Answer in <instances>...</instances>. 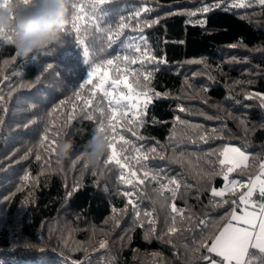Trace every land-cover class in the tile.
Returning <instances> with one entry per match:
<instances>
[{
  "label": "trees",
  "instance_id": "16d2710c",
  "mask_svg": "<svg viewBox=\"0 0 264 264\" xmlns=\"http://www.w3.org/2000/svg\"><path fill=\"white\" fill-rule=\"evenodd\" d=\"M93 2L72 0V5H85L79 26L87 55L76 44L71 26L56 45L27 60L15 57L13 45L0 42V119L4 121L0 125V264H186L191 256L187 250L195 246L193 238H199L200 231L193 227L166 235L173 217L178 228L187 229L200 219L218 223L233 199L238 207L239 192L235 197L231 193L224 198L211 195L213 187L218 190L225 183L216 156L230 145L245 150L251 167L230 175L242 181L256 174L264 160V109L258 95L264 94V8L252 3L224 10L236 0H223L219 8H215L218 0H106L97 5L98 13L103 10L104 29L97 34L94 21L88 19ZM205 4L214 10L188 15ZM142 8L151 11L142 12L139 19L160 18L158 25L144 30L148 50L166 59V63L146 64L149 70L159 69L153 71L150 87L169 93V98L150 104L140 129L143 140H136L130 132L125 136L145 149L157 141L164 145V159L156 155L141 163L160 172L163 183L176 177L181 185L175 199L167 190L161 194L155 181L138 186L143 191L132 198L139 205L143 228L136 226L131 206L127 214L113 219L112 208L120 210L126 204L121 192L133 190L118 183L119 169L102 163L96 170L102 168L103 175L97 177L92 175L93 168L84 167L82 153L96 123L83 118V100L91 98L92 105L99 103L106 111L108 105L100 92L92 96L91 83L79 87L104 59L136 54L134 45L140 33L132 27H125L114 41L108 36L115 37L122 17L134 27V14ZM70 14L72 21L73 7ZM205 18L206 25L200 26ZM103 71L113 74L107 65L97 68L96 74ZM120 90L127 91L123 86ZM246 94L257 95L245 99ZM179 106L187 111L179 112ZM53 109L57 111L49 117ZM88 110L95 111L93 107ZM95 115L98 119L99 113ZM177 116L185 123H174ZM45 127L56 142L62 138L74 141L67 158L57 156L56 144L45 142L48 151L39 146ZM205 134L207 143L200 139ZM210 151L216 154L208 158L212 164L206 162ZM37 153L41 161L36 160ZM127 155L135 157L136 153L129 149ZM129 163L141 176L135 159ZM222 199L229 205L216 207ZM173 203L183 210V218L171 211ZM145 211L156 221V233L147 241L144 237L151 226L143 216ZM189 215L192 220L187 219ZM161 234H165L163 240L157 238ZM101 241H107L106 248H99Z\"/></svg>",
  "mask_w": 264,
  "mask_h": 264
},
{
  "label": "snow or ice",
  "instance_id": "6c2138e0",
  "mask_svg": "<svg viewBox=\"0 0 264 264\" xmlns=\"http://www.w3.org/2000/svg\"><path fill=\"white\" fill-rule=\"evenodd\" d=\"M32 0H0V8H12L13 6L23 5L25 7L31 5ZM106 3V0H94L92 3V13L88 19L93 22L96 33L100 34L104 32L102 27L101 19L103 10L97 12V5ZM223 3V0H218L215 3V8H219ZM252 3L258 4L261 8H264V0H236L231 3L225 11L230 10L231 7H247ZM73 15L71 21L72 31L76 34L75 42L77 45L83 48L85 55H87V47H84L85 41L81 38V28L79 21L83 19L82 13H84L85 5L73 3ZM214 8L211 5L205 4L200 9L188 13L189 16H195L198 13H208L213 11ZM150 8H142L135 12L134 16L136 19L135 26L128 24L121 18V22L118 25V31L115 32V37L109 35L108 39L114 41V38H118L125 27H132L133 31L140 33L139 41L135 42L134 51L135 55L128 54H116L112 58H107L102 61L97 68H103L105 65L109 67L112 75L109 71H103L100 75H97V68H93L92 71L88 72L87 79L84 83L80 84V88L83 89L87 84H92L91 92L94 97L96 92H100L104 99L107 101V111L105 108L97 103L92 105V99H84V108L81 109L83 118L96 123L95 131L104 132L105 140L108 144L107 153L103 159V165L105 167L114 165L119 169V175L117 177L118 183L125 186H131L132 191H123L121 195L126 198V204L123 209L112 208L113 219L118 214H127L129 206L134 212L136 217V226L143 228L144 222L140 220L141 213L138 208L139 205L136 200L132 197L136 192H142L139 185H144L146 181H155L160 185L161 194L167 190L171 192L173 199L177 195L179 189L180 180L176 177H169L168 182L163 183V176L160 172H152L149 170L147 163H141V161L147 162L149 159H154L156 155H159L160 159H164L165 156L162 154L164 145L157 141V145L145 149L142 145L137 146L129 138L125 136L126 132H130L136 140H143L145 137L141 134L140 129L145 124V116L150 104L153 103L154 99L169 98V93H160L153 90L150 87L151 79L153 77V71L159 69L149 70L146 67L148 63H166L165 58L155 57L148 50V42L144 34L145 28H151L159 24V17L143 20L139 19L141 13H149ZM171 14V13H169ZM132 17H129L131 20ZM192 21H186L191 23ZM200 26L206 25V18L199 21ZM111 28L108 32L111 33ZM15 33L14 30H0V42L13 45ZM236 45H233L235 47ZM15 57H19L15 53ZM200 62V61H193ZM139 64V68H132V65ZM51 67V66H49ZM39 76V74L33 79ZM95 77V83L93 79ZM131 77V79H130ZM142 77V79H141ZM123 86L127 89L126 92L120 90ZM78 97L80 93L76 94ZM257 94H246L245 99H252ZM261 101L260 107L264 109V94H258ZM3 101V97H0V102ZM64 102L61 101V104ZM89 107H93L95 111H89ZM48 113L49 117L53 116V113ZM179 112H186L187 109L183 106L178 107ZM95 112L99 113L97 119ZM74 118L73 115L68 116V122ZM155 119V118H154ZM4 121L0 119V125ZM174 123H185L179 116L175 117ZM243 123V121H241ZM55 130V125H53ZM247 130V129H246ZM215 129L213 133L215 134ZM175 133V127L173 128V134ZM55 135H59L58 131H55ZM171 139V137H170ZM200 139L207 143V135H201ZM45 142L49 145L56 144V140L49 136V128L45 127L44 133L40 139V147L45 148ZM129 149L136 153L135 157H129L127 155ZM48 151L47 148H45ZM54 151V149H52ZM216 155L213 152H209L206 157V162L212 164L213 162L208 159ZM27 158V157H25ZM37 161L42 160V156L37 153L35 156ZM130 159H135V163L140 165L141 176L137 175V171L133 170L130 166ZM250 155L242 150L239 146H226L216 156V160L220 166L223 180L226 182L224 186L217 190L215 187L212 189L211 195L213 197L224 198L227 193H231L234 197L238 195V207L237 199L231 201L230 210L226 211L224 216L219 217L218 223H209L206 219H200L198 224L195 226H189L187 229H181L176 226L175 217L170 227L167 228L166 235L171 236L180 231H191L193 227H197L200 231L199 238L194 237V247L187 251L191 253L189 261L186 264H190L194 261V264H264V160H261L258 165V171L254 175H250L246 180L230 179V175L239 170L241 173L248 170L251 165L248 163ZM47 163V162H46ZM59 163V161H57ZM85 168L88 167L86 163ZM54 171V170H53ZM43 174V173H42ZM215 175L216 173H211ZM93 176L103 175V169L101 168L98 172L96 168L92 170ZM166 176V174H164ZM28 177H25L27 180ZM135 179V183H134ZM175 186V187H171ZM78 190V185L73 188V192ZM242 190V191H241ZM72 193H68L71 196ZM254 196H258L259 200L254 199ZM229 205L227 199H222L221 202L216 203V207ZM171 211L180 215L183 218V210L178 209L173 203ZM143 216L146 218V222L151 226L149 232L145 234L144 239L149 240L151 234L156 233L155 219L149 211H145ZM188 220H192L193 217L189 215ZM107 222V221H106ZM117 226H119V220H115ZM211 228V231H207ZM165 234H161L157 238L163 240ZM174 245V241L169 239L167 241ZM107 241H101L99 248H106ZM174 255L176 253L174 252ZM86 259H90L87 257ZM76 264H85L84 261H78Z\"/></svg>",
  "mask_w": 264,
  "mask_h": 264
},
{
  "label": "clouds",
  "instance_id": "9594fccd",
  "mask_svg": "<svg viewBox=\"0 0 264 264\" xmlns=\"http://www.w3.org/2000/svg\"><path fill=\"white\" fill-rule=\"evenodd\" d=\"M72 0H32L30 6L0 8V30H14L13 46L27 60L56 45L71 26ZM74 141L62 138L56 143L59 158H67ZM105 133L95 131L87 141L82 158L91 168H99L107 153Z\"/></svg>",
  "mask_w": 264,
  "mask_h": 264
},
{
  "label": "built area",
  "instance_id": "2783aa9c",
  "mask_svg": "<svg viewBox=\"0 0 264 264\" xmlns=\"http://www.w3.org/2000/svg\"><path fill=\"white\" fill-rule=\"evenodd\" d=\"M254 199H257V200H259L258 196H254Z\"/></svg>",
  "mask_w": 264,
  "mask_h": 264
},
{
  "label": "rangeland",
  "instance_id": "374dc122",
  "mask_svg": "<svg viewBox=\"0 0 264 264\" xmlns=\"http://www.w3.org/2000/svg\"><path fill=\"white\" fill-rule=\"evenodd\" d=\"M230 146H234V145H230ZM225 183H226V182H225ZM225 183H224V184H225ZM218 190H219V189H218Z\"/></svg>",
  "mask_w": 264,
  "mask_h": 264
}]
</instances>
